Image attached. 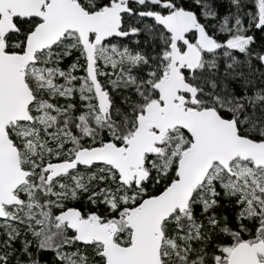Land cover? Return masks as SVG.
I'll use <instances>...</instances> for the list:
<instances>
[{
  "label": "snow or ice",
  "instance_id": "6c2138e0",
  "mask_svg": "<svg viewBox=\"0 0 264 264\" xmlns=\"http://www.w3.org/2000/svg\"><path fill=\"white\" fill-rule=\"evenodd\" d=\"M0 264H264V0H0Z\"/></svg>",
  "mask_w": 264,
  "mask_h": 264
}]
</instances>
